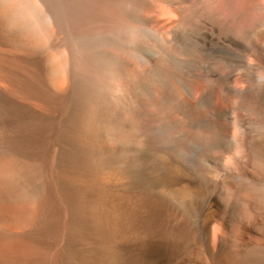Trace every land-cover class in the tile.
<instances>
[{"label": "bare ground", "instance_id": "obj_1", "mask_svg": "<svg viewBox=\"0 0 264 264\" xmlns=\"http://www.w3.org/2000/svg\"><path fill=\"white\" fill-rule=\"evenodd\" d=\"M124 2L0 0V234L264 264V0Z\"/></svg>", "mask_w": 264, "mask_h": 264}, {"label": "rangeland", "instance_id": "obj_2", "mask_svg": "<svg viewBox=\"0 0 264 264\" xmlns=\"http://www.w3.org/2000/svg\"><path fill=\"white\" fill-rule=\"evenodd\" d=\"M99 1H103V0H99ZM120 1H125L124 3H126L127 1L128 3L132 4L137 2L138 0H120ZM49 27L50 26L48 25V28ZM42 43H48V42L46 40H42ZM36 223L37 221H35L33 225L36 226ZM34 226L30 227L29 231L30 233L31 232L32 233L31 235L28 236L22 235L23 233H20L19 230L15 228H11L12 230L10 231L13 237L6 238L4 237V235L0 234V241H1L0 243H2V245L0 244V253L1 255H3L2 257H5L6 255L5 264H25V263L53 264L54 263V261L56 260L55 252L48 251L47 249L48 247H46V242H44L41 239V237H39L38 235L33 234V232L35 231L34 230L35 228H33ZM0 229L2 228L0 227ZM7 256L9 258H7Z\"/></svg>", "mask_w": 264, "mask_h": 264}]
</instances>
